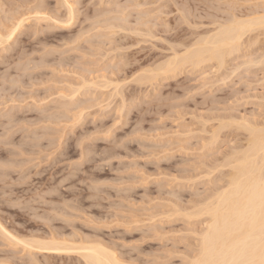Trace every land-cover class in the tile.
<instances>
[{"label": "rangeland", "instance_id": "rangeland-1", "mask_svg": "<svg viewBox=\"0 0 264 264\" xmlns=\"http://www.w3.org/2000/svg\"><path fill=\"white\" fill-rule=\"evenodd\" d=\"M262 15V0H0V264H81L24 244L52 231L127 263L193 258L239 123L264 126V28L221 65L146 69Z\"/></svg>", "mask_w": 264, "mask_h": 264}, {"label": "bare ground", "instance_id": "bare-ground-1", "mask_svg": "<svg viewBox=\"0 0 264 264\" xmlns=\"http://www.w3.org/2000/svg\"><path fill=\"white\" fill-rule=\"evenodd\" d=\"M70 8L71 5L69 4V9ZM21 22L22 20H17V23H12L13 27L11 31L9 30V32L7 29L8 34H6V39L15 31L16 27L19 26ZM262 27L264 28V15L258 17L254 16L249 19H233L226 24L218 25L214 32L208 30L210 34H205L206 36L204 35L201 37L202 35H199V38L193 39L195 42L193 41L192 44L189 43L190 45L186 42V46L188 44V47H184L183 51L180 49V53L178 50H175L177 49L176 47L175 49L174 47L171 48V50H173L163 64L161 63L157 65V67L155 66V69L148 68L146 70H150V72L155 70L157 72L153 71V74L171 73L172 70H175L173 72L174 74L177 68L180 70L179 67H182L183 64L186 65V63H189L191 64L190 66L194 67L200 62L202 63V61L211 59H215L218 62L220 61L218 64L221 65V62L225 61L223 57L229 54V52L231 53V51L237 50L241 45L240 40L242 41L244 34H250L251 32L252 35V31H256ZM2 40L4 41L5 38H2ZM251 40H253V37ZM143 74H145L144 79L146 81H142L141 79L140 81L149 82L150 80L148 81V78H150L152 73L148 75V73L145 72ZM146 74L148 76H146ZM154 77L156 78L157 76L152 75L151 80L154 79ZM261 126L256 127L246 121H243V123L241 122V124L239 123L238 127L246 130L247 139L244 149H240L241 151L239 150V153L236 152V154H238L236 156H234V153V157L231 156V158H229L231 160H227L228 162L225 164L229 165L227 187L216 194V196H214L215 198H212V201L206 203V205L194 212L195 215L193 216L202 215L206 212L212 213L211 216L204 218L205 227L201 234L210 233L212 236H224L230 232L238 231L236 212L243 206L251 192L258 188L260 170L261 167L264 166V151H262V145H264V131L262 130H264V126ZM206 225L208 226L206 227ZM258 228L259 225L257 224L254 231L251 228H249L248 231H252L253 236H258ZM52 233L51 235L48 234V237H46L47 234L46 236L43 234L44 237L41 235L31 236L32 238L30 237V239H27L28 242L26 243V240L24 244H27L30 248L33 247L50 252L75 253L80 256L81 264H115L116 261H118L119 264H134L121 260L112 250L98 241L84 242V240H81L76 242V240L71 241L73 238L67 240V238H60V234ZM200 258L201 253L199 248H197V253L189 261H195Z\"/></svg>", "mask_w": 264, "mask_h": 264}, {"label": "snow or ice", "instance_id": "snow-or-ice-1", "mask_svg": "<svg viewBox=\"0 0 264 264\" xmlns=\"http://www.w3.org/2000/svg\"><path fill=\"white\" fill-rule=\"evenodd\" d=\"M202 215L207 218L212 213L206 212ZM236 217L237 232H230L224 236H212L210 233L197 235L194 232L201 258L186 261L185 264H264V166L260 170L258 188L251 192L243 206L236 212ZM257 224L259 235L253 236L252 231L248 229L254 231ZM115 264L119 262L116 261Z\"/></svg>", "mask_w": 264, "mask_h": 264}]
</instances>
